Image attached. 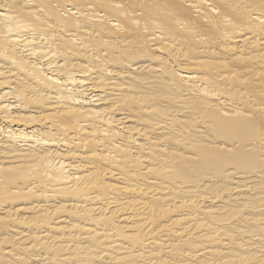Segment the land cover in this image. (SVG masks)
I'll return each instance as SVG.
<instances>
[{"label":"bare ground","instance_id":"1","mask_svg":"<svg viewBox=\"0 0 264 264\" xmlns=\"http://www.w3.org/2000/svg\"><path fill=\"white\" fill-rule=\"evenodd\" d=\"M0 264H264V0H0Z\"/></svg>","mask_w":264,"mask_h":264},{"label":"rangeland","instance_id":"2","mask_svg":"<svg viewBox=\"0 0 264 264\" xmlns=\"http://www.w3.org/2000/svg\"><path fill=\"white\" fill-rule=\"evenodd\" d=\"M144 63H145V62H141V63H139L138 65L142 66V65H144ZM146 65H150V64H146ZM146 65H145V66H146ZM151 67H155V66L152 65Z\"/></svg>","mask_w":264,"mask_h":264}]
</instances>
